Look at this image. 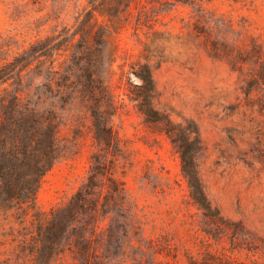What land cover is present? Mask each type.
I'll return each mask as SVG.
<instances>
[{"label":"rangeland","instance_id":"374dc122","mask_svg":"<svg viewBox=\"0 0 264 264\" xmlns=\"http://www.w3.org/2000/svg\"><path fill=\"white\" fill-rule=\"evenodd\" d=\"M197 1L201 9L180 4L140 24L142 6L133 8L130 20L111 38L117 54L108 77L114 106L105 103L104 108L115 144H98L89 111L80 130L75 121L63 124L66 156L43 177L38 205L49 210L69 198L102 166L106 191L111 178L125 186L141 230L154 245L155 264H264V115L249 104L260 89L248 97L246 90L247 78L264 60V0ZM52 3L0 0V45L22 52L53 34L52 21H39ZM66 3L76 13L73 2ZM37 20L44 24L37 26ZM66 22L73 26L75 19L68 15ZM88 39L98 43L97 37ZM254 48L258 53L236 62L241 69L236 68L233 57L241 51L247 57ZM16 51H0V57L12 59ZM145 63L158 88L156 107L171 111L179 128L199 131L194 154L224 223L194 202L177 147L131 98L141 83L135 71ZM104 264L134 263L113 247Z\"/></svg>","mask_w":264,"mask_h":264},{"label":"trees","instance_id":"16d2710c","mask_svg":"<svg viewBox=\"0 0 264 264\" xmlns=\"http://www.w3.org/2000/svg\"><path fill=\"white\" fill-rule=\"evenodd\" d=\"M65 1L73 2L77 14ZM137 4L142 6L138 24L180 4L203 6L197 0H53L47 14L39 17L53 22V34L22 52L10 44L0 45L2 52H17L12 59L0 57V264H104L113 247L134 264L156 263L152 240L145 238L125 186L111 178L106 191L102 166L49 210L42 209L37 199L43 177L66 156L60 138L63 124L75 121L80 130L89 111L98 144H115L107 113L114 106L108 77L117 58L111 38L130 20ZM68 15L75 19L73 26L66 22ZM39 21L37 26L44 24ZM91 36L98 38L97 44L89 41ZM56 51L59 57L47 58ZM257 53L254 48L245 57L241 51L232 62L241 69L236 62L251 60ZM135 72L141 83L132 89L131 98L177 147L194 202L211 219L224 223L194 154L200 140L197 127L179 128L171 111L156 107L158 88L148 64ZM26 73L30 76L24 81ZM246 84L247 97L260 89L249 104L264 115V60Z\"/></svg>","mask_w":264,"mask_h":264}]
</instances>
